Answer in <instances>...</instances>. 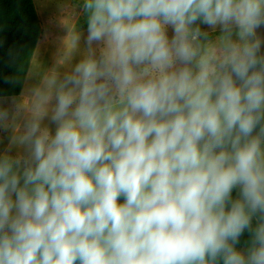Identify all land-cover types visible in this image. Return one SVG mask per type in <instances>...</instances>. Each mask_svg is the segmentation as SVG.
Here are the masks:
<instances>
[{"label": "clouds", "instance_id": "obj_1", "mask_svg": "<svg viewBox=\"0 0 264 264\" xmlns=\"http://www.w3.org/2000/svg\"><path fill=\"white\" fill-rule=\"evenodd\" d=\"M82 12L0 95V264H264V0Z\"/></svg>", "mask_w": 264, "mask_h": 264}, {"label": "trees", "instance_id": "obj_2", "mask_svg": "<svg viewBox=\"0 0 264 264\" xmlns=\"http://www.w3.org/2000/svg\"><path fill=\"white\" fill-rule=\"evenodd\" d=\"M40 34L32 0H0V95L20 93ZM12 75L18 76V83H5Z\"/></svg>", "mask_w": 264, "mask_h": 264}, {"label": "rangeland", "instance_id": "obj_3", "mask_svg": "<svg viewBox=\"0 0 264 264\" xmlns=\"http://www.w3.org/2000/svg\"><path fill=\"white\" fill-rule=\"evenodd\" d=\"M32 3L41 33L35 58L42 64L40 54L46 57L51 54L53 46L57 45L56 36L70 29L86 33V17L82 12V0H32ZM42 46L46 50H40Z\"/></svg>", "mask_w": 264, "mask_h": 264}, {"label": "crops", "instance_id": "obj_4", "mask_svg": "<svg viewBox=\"0 0 264 264\" xmlns=\"http://www.w3.org/2000/svg\"><path fill=\"white\" fill-rule=\"evenodd\" d=\"M73 32H78V33H80L79 31H74V30H72V29H70V30H67L63 35H60V36H56L58 39H55L56 40V42H57V45H55V46H53V47H55L52 51H51V54L48 56V57H46L45 55L43 56V53L42 54H40V57H41V60H42V65H44L45 67H47V66H50L51 64H52V62L54 61V59L62 52V51H64L66 48H67V45H68V43H69V41H70V37H71V34L73 33ZM50 39V38H49ZM40 40H41V34H40V38H39V40L37 41V44H36V46H35V49H34V52H33V55H32V57H35V54H36V49H37V46H38V43L40 42ZM46 50V47L45 48H43V46L40 48V50ZM31 57V58H32ZM45 62V63H44ZM31 63L29 64V67H28V70H27V73H26V76H25V79H26V77H27V74H28V71H29V69L31 68ZM25 79H24V82H25ZM24 82H23V84H22V88H23V86H24ZM21 88V89H22ZM16 96H18V95H16ZM7 97H13V96H7Z\"/></svg>", "mask_w": 264, "mask_h": 264}]
</instances>
